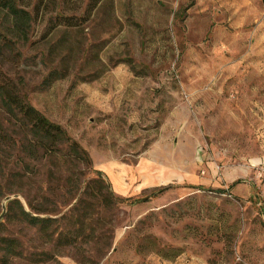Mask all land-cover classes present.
<instances>
[{"label": "rangeland", "instance_id": "rangeland-1", "mask_svg": "<svg viewBox=\"0 0 264 264\" xmlns=\"http://www.w3.org/2000/svg\"><path fill=\"white\" fill-rule=\"evenodd\" d=\"M18 2L34 19L0 73L90 164L26 153L0 103V239L21 253L0 240V264H264L261 1Z\"/></svg>", "mask_w": 264, "mask_h": 264}, {"label": "trees", "instance_id": "trees-1", "mask_svg": "<svg viewBox=\"0 0 264 264\" xmlns=\"http://www.w3.org/2000/svg\"><path fill=\"white\" fill-rule=\"evenodd\" d=\"M264 6V0H260ZM97 2V1H96ZM34 11H27L23 8L18 0H0V36L1 44L9 52L15 50V45L19 42L25 43L28 40L31 23L34 19ZM4 18V19H3ZM61 18V17H60ZM7 20L8 27L5 26ZM64 20H69L64 18ZM68 26V25H67ZM0 103L5 112L14 118L18 117L24 124L27 133L31 136L24 150L26 153L42 150L44 154L64 155V159L77 161L82 164H90V159L86 151L74 140H72L65 130L57 124L50 122L41 113L35 110L27 102L20 97L15 91L13 82L0 73ZM110 204H118L126 201V199H117L108 194ZM12 207L13 215L17 220L33 227L40 234H46L51 240L49 228L54 224L55 220L46 214L39 213L28 208L23 209L17 200L9 202ZM11 209V208H10ZM41 215V216H39ZM46 215V216H45ZM4 259L19 258L18 242L14 239L1 238ZM72 244L71 242L66 243Z\"/></svg>", "mask_w": 264, "mask_h": 264}, {"label": "crops", "instance_id": "crops-1", "mask_svg": "<svg viewBox=\"0 0 264 264\" xmlns=\"http://www.w3.org/2000/svg\"><path fill=\"white\" fill-rule=\"evenodd\" d=\"M258 130V129H257ZM258 139V138H257ZM259 140V139H258ZM255 165H259V164H261V162H262V158L261 157H258L257 159H255ZM238 186H236L235 185V183L234 184H231L230 186H229V189H232V191L235 193V192H237L238 190H239V188H237ZM262 210H264V207L262 208ZM262 213V212H261ZM264 213V212H263ZM262 213V214H263Z\"/></svg>", "mask_w": 264, "mask_h": 264}, {"label": "built area", "instance_id": "built-area-1", "mask_svg": "<svg viewBox=\"0 0 264 264\" xmlns=\"http://www.w3.org/2000/svg\"><path fill=\"white\" fill-rule=\"evenodd\" d=\"M261 158H262V161L264 162V149H263V154H262ZM263 193H264V189H263Z\"/></svg>", "mask_w": 264, "mask_h": 264}, {"label": "water", "instance_id": "water-1", "mask_svg": "<svg viewBox=\"0 0 264 264\" xmlns=\"http://www.w3.org/2000/svg\"><path fill=\"white\" fill-rule=\"evenodd\" d=\"M9 199H10V198H7L6 201L9 200ZM3 216H4V212H2V214L0 215V219H1Z\"/></svg>", "mask_w": 264, "mask_h": 264}]
</instances>
